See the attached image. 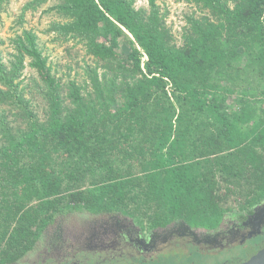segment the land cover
<instances>
[{"label": "trees", "instance_id": "trees-1", "mask_svg": "<svg viewBox=\"0 0 264 264\" xmlns=\"http://www.w3.org/2000/svg\"><path fill=\"white\" fill-rule=\"evenodd\" d=\"M47 1H28L19 22ZM148 1L49 8L92 60L80 82L54 74L33 29L10 38L7 61L0 38V264L61 212L218 223L231 198L245 209L264 197V0H185L197 11L180 45Z\"/></svg>", "mask_w": 264, "mask_h": 264}, {"label": "flooded vegetation", "instance_id": "flooded-vegetation-1", "mask_svg": "<svg viewBox=\"0 0 264 264\" xmlns=\"http://www.w3.org/2000/svg\"><path fill=\"white\" fill-rule=\"evenodd\" d=\"M237 198L218 223L152 227L123 211L61 212L5 264H243L264 248V197L245 209Z\"/></svg>", "mask_w": 264, "mask_h": 264}, {"label": "rangeland", "instance_id": "rangeland-1", "mask_svg": "<svg viewBox=\"0 0 264 264\" xmlns=\"http://www.w3.org/2000/svg\"><path fill=\"white\" fill-rule=\"evenodd\" d=\"M28 1L30 0H10L9 4L0 13V38L6 41L2 46L5 60L7 61L10 58L9 54L12 52L10 38L16 33H21L23 29H33L39 36V45L48 57V63L52 65L54 74L62 81L73 78L79 82L83 80L85 78L83 73L84 63L92 61L86 54L83 44L75 38L65 39L52 29L54 23L65 21V18L60 14L49 11L51 6L58 4L61 0H48L36 9H29L25 12L23 22L20 23L22 8ZM158 3L162 12L166 13L167 26L171 29L176 43L180 45L187 24V17L196 12L197 7L185 0H158ZM136 6L148 8L149 1L136 0ZM127 50L128 46L124 44L123 51ZM32 77L38 78L36 71L27 61V66L21 77L23 84H29L33 87ZM33 94L35 98L38 97L35 91ZM9 120H12V116L9 117ZM233 202L236 203L232 199ZM212 222L214 221H209V223Z\"/></svg>", "mask_w": 264, "mask_h": 264}, {"label": "water", "instance_id": "water-1", "mask_svg": "<svg viewBox=\"0 0 264 264\" xmlns=\"http://www.w3.org/2000/svg\"><path fill=\"white\" fill-rule=\"evenodd\" d=\"M243 264H264V248L260 250L252 259Z\"/></svg>", "mask_w": 264, "mask_h": 264}]
</instances>
